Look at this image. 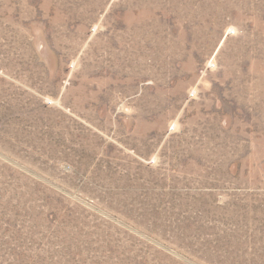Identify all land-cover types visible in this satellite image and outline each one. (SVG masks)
I'll use <instances>...</instances> for the list:
<instances>
[{
  "label": "rangeland",
  "instance_id": "obj_1",
  "mask_svg": "<svg viewBox=\"0 0 264 264\" xmlns=\"http://www.w3.org/2000/svg\"><path fill=\"white\" fill-rule=\"evenodd\" d=\"M0 264H264V0H0Z\"/></svg>",
  "mask_w": 264,
  "mask_h": 264
}]
</instances>
